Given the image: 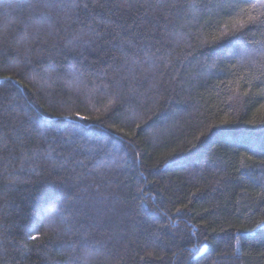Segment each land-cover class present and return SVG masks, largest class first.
Listing matches in <instances>:
<instances>
[{
    "label": "trees",
    "instance_id": "16d2710c",
    "mask_svg": "<svg viewBox=\"0 0 264 264\" xmlns=\"http://www.w3.org/2000/svg\"><path fill=\"white\" fill-rule=\"evenodd\" d=\"M97 2L0 0V264H264V0Z\"/></svg>",
    "mask_w": 264,
    "mask_h": 264
},
{
    "label": "snow or ice",
    "instance_id": "6c2138e0",
    "mask_svg": "<svg viewBox=\"0 0 264 264\" xmlns=\"http://www.w3.org/2000/svg\"><path fill=\"white\" fill-rule=\"evenodd\" d=\"M41 4H43L45 7L51 6L49 4V0H39ZM125 3H127V0H125ZM186 6L189 8H193L196 5L195 4H187L186 0H157V3L151 5V11L153 13V17L156 18L157 16H164L167 14L168 11L171 9H178L181 6ZM105 5L102 2H98L93 4L94 8H103ZM85 9L89 8V5L85 3L83 5ZM47 20L46 16H41L39 19L40 23H43ZM250 21L255 22V18H250ZM111 23V22H109ZM49 29H52V25H49ZM246 34V33H245ZM234 35V33L232 34ZM143 39V37H141ZM222 39H227V37H224L223 35L217 36L216 40L214 42H219ZM123 44H127L129 47H134V38L127 39L122 41ZM151 57H149L150 59ZM261 71L264 72V64L261 65ZM5 81H11L13 77L6 76L3 78ZM247 94V93H245ZM77 118L86 119V117H81L79 113H76ZM229 123H235L234 121H223L222 124H229ZM251 123V122H249ZM131 135H135L132 133ZM203 135V133H201ZM251 159V157H249ZM264 163V162H262ZM139 191L143 192V189H139ZM143 203V201H141ZM179 211V209L177 210ZM172 225H176L178 223L177 220H173L172 218H169ZM46 220V222H45ZM261 223H264L262 221ZM66 226L69 229L72 227V225L68 222V217L61 216L59 219L53 212H48L46 216L41 215L35 224H32L29 226V229L33 232H35L34 235H31L29 239L33 242L41 241L43 238H55L58 240L63 239V232L62 227ZM261 224H257L256 227L259 228ZM246 231H254V229H245ZM152 239L150 240V244L153 247L159 246V240L160 237L156 233H152ZM66 243V250L64 252H61L58 256L59 259L64 261V264H78L79 261H83V264H89V261L94 258L96 255H99V250L93 252L91 249L85 248L81 251H77L76 246H71V250H67V242ZM153 253L149 252L148 255L151 256ZM174 255H179V253H174ZM143 259V257H141Z\"/></svg>",
    "mask_w": 264,
    "mask_h": 264
},
{
    "label": "water",
    "instance_id": "95a60500",
    "mask_svg": "<svg viewBox=\"0 0 264 264\" xmlns=\"http://www.w3.org/2000/svg\"><path fill=\"white\" fill-rule=\"evenodd\" d=\"M3 80V78H0V81H2Z\"/></svg>",
    "mask_w": 264,
    "mask_h": 264
}]
</instances>
